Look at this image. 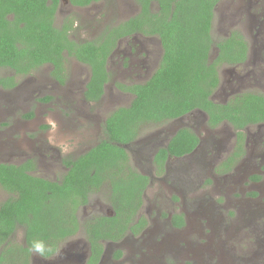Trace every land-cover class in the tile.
Segmentation results:
<instances>
[{
  "label": "trees",
  "instance_id": "obj_1",
  "mask_svg": "<svg viewBox=\"0 0 264 264\" xmlns=\"http://www.w3.org/2000/svg\"><path fill=\"white\" fill-rule=\"evenodd\" d=\"M68 1L84 7L99 0ZM135 1L139 5L136 15L106 27L96 39L76 42L68 35L72 23L55 25L61 0H0V68L27 75L49 64L51 76L62 84L65 55L74 57L89 67L83 93L87 101H98L103 95L109 79L107 60L119 38L135 33L155 35L163 50L157 68L144 82L117 83L118 88L131 93L130 103L106 116L104 137L95 145L75 158L63 159L67 170L59 179L33 175L30 160L0 162V186L9 193L0 202V264H30L34 241H43L46 246L41 258L56 254L61 244L79 231L80 209L104 185L110 210L83 223L90 247L87 264L99 261L101 241H118L128 231L139 232L146 226V217L138 214L150 177L132 166L126 149L144 125L180 118L196 109L206 113L210 127L228 122L237 134L235 151L223 164L230 169V163L244 152L241 129L264 122L262 93L241 92L225 102L211 99L220 82L219 68L242 62L247 56L244 35L238 30H231L216 42L212 39V20L219 0ZM213 45L217 51L211 58ZM15 85L14 76L0 75V87ZM197 143L198 137L190 128H179L166 147L154 154L156 172L163 171L168 155L181 156ZM172 223L182 226V213H174ZM19 227L23 229L22 243L14 239ZM121 255L120 250L115 252L116 258Z\"/></svg>",
  "mask_w": 264,
  "mask_h": 264
},
{
  "label": "rangeland",
  "instance_id": "obj_2",
  "mask_svg": "<svg viewBox=\"0 0 264 264\" xmlns=\"http://www.w3.org/2000/svg\"><path fill=\"white\" fill-rule=\"evenodd\" d=\"M155 7L153 4L152 8ZM138 12L139 5L135 0H99L86 7H76L62 0L55 15V25L71 22L69 38L79 42L96 39L106 27L118 25ZM245 13L241 0H219L211 26L213 41L225 37L231 30L254 38V29L248 27L252 25L249 21L248 25L245 23ZM119 42L107 61L109 79L104 93L95 102L86 101L83 94L90 75L89 67L74 57L65 55L62 84L51 76L49 64L27 75H15L8 68H0L1 76L12 75L16 80L13 88H0V162L20 164L30 160L33 175L57 180L66 171L63 159L82 154L102 139L106 116L118 107L127 106L132 99L131 93L118 88L117 83L144 82L161 59L159 39L154 35L135 33ZM216 51L213 45L211 58ZM219 78V85L212 94L216 102H225L241 92L264 94L263 72L254 67L223 65L219 68ZM45 97L50 99L39 100ZM180 119L179 122L149 123L142 127L139 137L126 147L134 168L152 177L144 159L146 154L149 162L159 143L167 142L179 126H189L202 139L206 137L211 141L208 137L213 136L221 141L219 146L216 144L213 154L206 152L205 146L195 155L170 163L167 173L158 175L159 181L151 179L140 210L147 223L148 216L159 218L160 213L163 223L168 215L182 212L186 214L187 224L178 233L160 231L159 243L149 250L144 249L140 259L153 258L146 264H264V176L256 185L249 184L246 176L248 171L255 170L257 163L248 156L229 176H215L214 160L226 154L224 144L233 140L234 129L228 124L207 129V122L200 120L201 115L197 113ZM253 128L256 132L264 127ZM145 142L149 145L140 151L139 147ZM137 150L142 153L141 157L135 156ZM107 194L105 185L91 194L89 203L79 211V231L61 244L59 253L66 255L72 249L79 250L85 254V261L87 240L83 223L97 213L110 210ZM8 196L9 193L0 186V202ZM14 239L23 242L22 228H18ZM170 242L177 251L163 252V244ZM106 245L104 243V247ZM116 245L112 247L111 257L103 264H138L136 260H130L131 254L124 251L121 244ZM117 249L122 253L119 259L115 257ZM59 258L60 254L53 257ZM30 264L48 263L32 253Z\"/></svg>",
  "mask_w": 264,
  "mask_h": 264
},
{
  "label": "flooded vegetation",
  "instance_id": "obj_3",
  "mask_svg": "<svg viewBox=\"0 0 264 264\" xmlns=\"http://www.w3.org/2000/svg\"><path fill=\"white\" fill-rule=\"evenodd\" d=\"M66 1L69 3L68 0H66ZM61 2H62V0H61ZM241 6L243 8L245 7V9H246L245 15H247L246 16L247 22H245V23L248 25V21H249L250 25H252V26H248V27H252V29H254V31H255L254 35L256 34V36L254 38H251V37L246 38L244 36V40L246 41V46H247V56H246V59L244 61L235 63L234 65H232V64H223V65L233 66V68H235V67L245 68V67L251 66L257 70L258 69L261 70L263 72V75H264V0H241ZM76 7H78V6H76ZM84 7H86V6H84ZM64 22L65 21H63V23ZM67 24L70 25L71 22L67 21ZM147 36H149V35H147ZM125 37H131V36H123V37L119 38L117 43H116L115 48L113 49V51L109 55L108 59L113 54V52L116 50L117 46L120 43L119 41ZM159 43L161 46L160 40H159ZM162 51L163 50H162V46H161V56H162ZM0 88H2V87H0ZM3 89H6V88H3ZM84 99H85V97H84ZM211 99H212V96H211ZM40 101H42V100H40ZM93 102H95V101H93ZM193 113H197L198 115H201L200 120L205 121V122L207 121V115L204 111L196 109V110H194L188 114L190 115ZM180 118H175V119H172V120H169L166 122H170L173 120L174 121L177 120V122H179L181 120ZM197 124H200V123H197ZM225 124L230 125L228 122L223 121L215 127H210L207 124V129H210V130L216 129V128L221 127ZM20 126L23 127L24 124H20ZM181 127L190 128L189 126H179V127L175 128L174 132L170 136L169 140L175 134V132ZM252 127L257 128V129L259 127H264V122L249 124V125L245 126L243 129H241V131L243 132L242 144H243L244 152L240 158H238L234 162L230 163V167H229L230 169H228L223 164L228 163L227 159L233 154V152L235 151V147L237 146V134H236V131L234 130L235 134H233V137H232L233 140L229 139L224 144V149L226 150V154L222 157L218 156L217 159L214 160L212 170L214 171L213 174L215 176L218 174L221 175L222 177L229 176V174L233 170H235V168L238 166L239 162H241V161L243 162V160L244 161L247 160L248 156H250L253 158V161L255 163H257V165H256V168H254L255 170H252V171L250 170L246 173V176L248 177V183L251 185H256L259 183V181H261V179L264 176V165H263L264 164V128H260L256 132H254L251 129ZM245 131H246V133H244ZM193 132L198 137V143L196 144V146L191 151H189L188 153H185L181 156L168 155L164 161V169L160 173L156 172V168L153 165L152 159H153L154 154L157 152V150L159 148L166 147L169 140L167 142H160L159 143V147H157L152 152V156L150 157L149 162H148L149 156H148V154H146V157L144 159H145V161H147L148 166L151 169V171L149 170V173H151V175H152V177L149 176L150 177L149 184L151 183L152 178H156L159 181L158 175H161L163 173L166 174L167 171L170 169V163L173 164V162L179 161V160H181L187 156L190 157L192 155H195L200 149L203 150V148L205 146L207 147L206 152H209L212 154L214 152H216V149H217L216 144L219 146L220 141H221L220 139H216L213 136H209L208 139H210L211 141H208V140H206V137L204 139H202L201 137H199L198 133H196L195 131H193ZM103 133H104V124H103ZM103 137H104V135H103ZM163 140H165V138ZM214 144H215V146H214ZM128 145H126V147ZM147 145H149V142H145L141 146L139 145L140 146L139 150L142 151L143 148L147 147ZM10 147H15V146L10 145ZM140 151H138V150L135 151V156L141 157L142 153ZM202 153H205V151H203ZM199 157L201 158V156H199ZM73 158H75V157H73ZM66 170H67V168H66ZM142 174H145V173H142ZM147 188L145 189V191L143 193V198H144V195H145ZM109 208H110V206H109ZM180 213H182V212H180ZM173 214L174 213H172L171 215H168V218L165 221H163V223H161V219H160L161 214L160 213H159V218H157V217L152 218L151 216H148L149 222L139 232L134 233V232L128 231L118 241H111V240L101 241L103 249H102V253L100 255L99 261L96 264H103L104 260H107L109 257H111L112 250H113L112 247H114L116 244H121L122 249L131 254V256H129V258L132 262H134L136 260L135 263L146 264L148 259L151 260L153 258L149 257L148 259L147 258L140 259L142 257V255L140 253L143 252L144 249H147V250L151 249L153 246H155V243H159V232L160 231H165V232L172 234V232L178 233L185 228V226L187 224L186 214L182 213L183 218H184V224L182 226H176L172 223V215ZM140 215H141V213L139 212L138 216H140ZM104 243H107L106 247H104ZM109 246L111 248H109ZM161 248H162L163 252L164 251L170 252L173 249H175L174 246L171 244V242L163 244V247H161ZM71 249H72V247H71ZM89 249H90V247H89V243L87 241V256H86V259L84 262H83V260H84L85 254L80 252L79 250H74V249H72L73 251L66 252V255H63L62 253H59V251H57L56 254H60V258L58 260L53 259V257L55 256V254H54L53 256H51L49 258H43V261L45 260L48 264H87V258L89 257V254H90ZM117 250H120V249H117ZM175 251H177V250L175 249ZM136 253L138 254L137 259H135ZM157 257H159V255ZM155 260H158V259H155ZM113 263L116 264L115 262H113ZM110 264H111V262H110ZM159 264H164V263L159 262Z\"/></svg>",
  "mask_w": 264,
  "mask_h": 264
},
{
  "label": "clouds",
  "instance_id": "obj_4",
  "mask_svg": "<svg viewBox=\"0 0 264 264\" xmlns=\"http://www.w3.org/2000/svg\"><path fill=\"white\" fill-rule=\"evenodd\" d=\"M46 246L43 241H34L31 244V251L37 255L44 256L46 253Z\"/></svg>",
  "mask_w": 264,
  "mask_h": 264
}]
</instances>
